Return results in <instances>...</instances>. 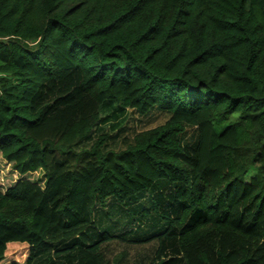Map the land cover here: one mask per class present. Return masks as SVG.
Segmentation results:
<instances>
[{
	"label": "trees",
	"instance_id": "trees-1",
	"mask_svg": "<svg viewBox=\"0 0 264 264\" xmlns=\"http://www.w3.org/2000/svg\"><path fill=\"white\" fill-rule=\"evenodd\" d=\"M0 162V264H264V0H0Z\"/></svg>",
	"mask_w": 264,
	"mask_h": 264
},
{
	"label": "rangeland",
	"instance_id": "rangeland-1",
	"mask_svg": "<svg viewBox=\"0 0 264 264\" xmlns=\"http://www.w3.org/2000/svg\"><path fill=\"white\" fill-rule=\"evenodd\" d=\"M165 119V116L159 115V112H152L148 115H139L137 112H134L125 102L120 103H109L105 105L102 109V115L98 126H96L93 135L79 146H88L98 139L100 135H107L108 138L106 143L108 147L112 148H121L133 140L134 135L145 128L155 126L159 124L161 120ZM4 170V171H3ZM9 167L0 162V180L6 182L9 180ZM109 213V217L107 214ZM104 224H116L118 227L126 226V223L129 222V218L124 217L123 212L120 209H110L103 212ZM152 225L154 221H152ZM151 224L147 223V226ZM157 243H151L150 245L145 246H134L131 244L114 242L106 249L107 256L114 259L115 256L119 257L121 253H127L129 261L133 262H142L146 261L147 264L152 261V259L157 256L156 254ZM15 254L17 258H23L25 255L24 247H17ZM170 256L168 254H163L160 259L168 260ZM159 260V259H158Z\"/></svg>",
	"mask_w": 264,
	"mask_h": 264
}]
</instances>
